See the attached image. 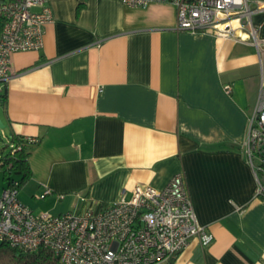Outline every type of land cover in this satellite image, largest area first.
<instances>
[{"label": "crops", "instance_id": "obj_1", "mask_svg": "<svg viewBox=\"0 0 264 264\" xmlns=\"http://www.w3.org/2000/svg\"><path fill=\"white\" fill-rule=\"evenodd\" d=\"M49 3L43 46L13 53L0 101L1 133L37 138L19 198L54 214L98 212L138 183L163 188L183 171L214 238L192 237L170 264H264V197L243 147L264 51L178 29L171 2ZM253 19L264 38V10Z\"/></svg>", "mask_w": 264, "mask_h": 264}, {"label": "built area", "instance_id": "obj_2", "mask_svg": "<svg viewBox=\"0 0 264 264\" xmlns=\"http://www.w3.org/2000/svg\"><path fill=\"white\" fill-rule=\"evenodd\" d=\"M129 6L171 2L177 8L178 29L209 30L236 40L250 41L261 55L264 38L255 12L264 10V0H122ZM4 25L0 35V90L12 74L16 51L43 46L44 26L53 20L49 0H0ZM264 71V70H263ZM13 154L24 142L1 133ZM244 151L257 177L256 195L264 197V77L260 98L248 116ZM11 164H8L10 166ZM0 193V242L7 241L33 252L40 247L54 252L62 264H167L184 250L192 237L203 245L214 238L198 220L185 173L178 171L163 188L136 184L98 212L69 210L54 214L35 211L18 196L17 180ZM50 193L45 188L41 196Z\"/></svg>", "mask_w": 264, "mask_h": 264}, {"label": "trees", "instance_id": "obj_3", "mask_svg": "<svg viewBox=\"0 0 264 264\" xmlns=\"http://www.w3.org/2000/svg\"><path fill=\"white\" fill-rule=\"evenodd\" d=\"M4 25V18L0 15V35ZM6 84L0 90V101L2 104L7 102ZM12 140L22 142L21 137L9 134ZM32 143L24 142L22 148L16 150L13 154L5 144L0 148V171L5 181V186L10 184L12 178L17 180L20 187L31 175V168L28 161L29 147ZM8 164H11L8 166ZM168 262L167 264H170ZM0 264H62L59 257L49 249L40 247L38 250L29 252L25 251L18 245L11 244L7 241L0 242Z\"/></svg>", "mask_w": 264, "mask_h": 264}, {"label": "rangeland", "instance_id": "obj_4", "mask_svg": "<svg viewBox=\"0 0 264 264\" xmlns=\"http://www.w3.org/2000/svg\"><path fill=\"white\" fill-rule=\"evenodd\" d=\"M2 112H1V109H0V114H1ZM1 127H0V135H1ZM5 145V140H4V138H1V136H0V148L2 147V146H4ZM2 175H3V173H2V171H0V193L2 192V190H3V187H4V185H5V181L3 180V178H2ZM19 190H20V188H19ZM40 198L41 199H39V201H46V200H48V198L46 197H41V195H40ZM35 208V207H34ZM35 210H37V211H51V209H48V208H46V207H44V206H42V207H40V208H35ZM51 212H53V213H56V211L55 210H52Z\"/></svg>", "mask_w": 264, "mask_h": 264}, {"label": "water", "instance_id": "obj_5", "mask_svg": "<svg viewBox=\"0 0 264 264\" xmlns=\"http://www.w3.org/2000/svg\"><path fill=\"white\" fill-rule=\"evenodd\" d=\"M6 126V124H4V122L2 121V119L0 118V127L4 128Z\"/></svg>", "mask_w": 264, "mask_h": 264}]
</instances>
